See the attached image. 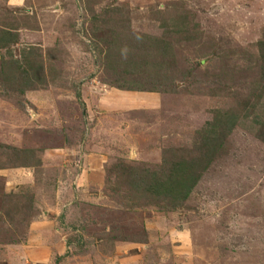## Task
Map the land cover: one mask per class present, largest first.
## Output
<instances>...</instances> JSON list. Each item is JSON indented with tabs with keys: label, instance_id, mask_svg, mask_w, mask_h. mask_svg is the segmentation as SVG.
I'll use <instances>...</instances> for the list:
<instances>
[{
	"label": "rangeland",
	"instance_id": "rangeland-1",
	"mask_svg": "<svg viewBox=\"0 0 264 264\" xmlns=\"http://www.w3.org/2000/svg\"><path fill=\"white\" fill-rule=\"evenodd\" d=\"M0 38V264L48 210L51 264H264V0H0Z\"/></svg>",
	"mask_w": 264,
	"mask_h": 264
},
{
	"label": "trees",
	"instance_id": "trees-1",
	"mask_svg": "<svg viewBox=\"0 0 264 264\" xmlns=\"http://www.w3.org/2000/svg\"><path fill=\"white\" fill-rule=\"evenodd\" d=\"M0 45L3 46L2 38H0ZM259 48L264 61V41L259 44ZM5 67L6 65L4 66V69ZM170 166L173 167L166 168L163 174H157L156 172L151 171H144L140 173L138 171L136 172L133 170V167H131V188L136 191L139 190V193H141L145 198H148L151 202L157 203L167 199L172 203H183L196 184L197 180L194 178L197 174L196 169L189 172V163L186 165L184 164L183 167L181 165L175 166L174 164H170ZM174 167L175 169L173 170ZM180 170L189 172L187 173L189 176L184 178L185 174L180 177L174 175V173L180 172Z\"/></svg>",
	"mask_w": 264,
	"mask_h": 264
},
{
	"label": "crops",
	"instance_id": "crops-1",
	"mask_svg": "<svg viewBox=\"0 0 264 264\" xmlns=\"http://www.w3.org/2000/svg\"><path fill=\"white\" fill-rule=\"evenodd\" d=\"M102 164L98 156L88 157L86 163V171L83 173V179L80 181H85L88 179L90 185L96 184L97 187L102 185ZM87 176V177H86ZM85 177V178H84ZM49 212L53 214L52 211L48 210L45 212L47 218H50ZM46 217L34 222L31 226L30 231L33 233L32 240L24 245H21L18 250L21 252V257L24 258L25 262L31 264H51L53 259H51L52 250L54 248L50 245L47 236H52L57 233L55 221L49 220ZM58 247V246H57ZM56 250V249H55Z\"/></svg>",
	"mask_w": 264,
	"mask_h": 264
}]
</instances>
